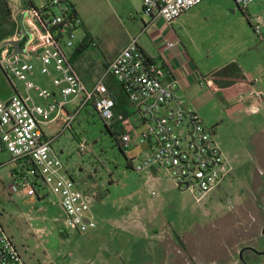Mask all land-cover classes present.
<instances>
[{"label": "rangeland", "instance_id": "374dc122", "mask_svg": "<svg viewBox=\"0 0 264 264\" xmlns=\"http://www.w3.org/2000/svg\"><path fill=\"white\" fill-rule=\"evenodd\" d=\"M6 2L0 0V13ZM32 2L41 5L40 0ZM210 2V12L184 35L185 42L188 46V41L212 42L211 54L233 56L238 64L246 60L254 82L263 85L264 0H255L245 12L261 20L262 37L241 20L233 0ZM73 3L83 22L75 31V43L88 30L94 43L88 49L92 58L107 57L136 37L144 49L151 45L150 29L140 35L149 21L141 0ZM243 46L250 49L241 54ZM5 80L0 70V90L6 87ZM45 80L37 69L30 78L55 90ZM12 82L23 91L21 81ZM201 97L187 103L213 129L214 141L232 168L226 182L230 191L203 204L178 190L163 169L155 170L154 179L148 178L151 171L136 172L135 157L145 145L125 153L90 106L79 116L77 137L71 131L62 133L54 147L80 188L90 194L95 229L84 233L64 229L62 212L51 196L8 195L4 182L11 165H5L7 153L0 152V218L26 264H264V254L251 251L264 252V107L250 113L223 95ZM56 130V123L45 128L47 133ZM79 141L85 142L83 153Z\"/></svg>", "mask_w": 264, "mask_h": 264}, {"label": "built area", "instance_id": "2783aa9c", "mask_svg": "<svg viewBox=\"0 0 264 264\" xmlns=\"http://www.w3.org/2000/svg\"><path fill=\"white\" fill-rule=\"evenodd\" d=\"M41 5L11 11L13 33L0 40V70L11 84L13 94L0 98V152L7 153L9 164L4 182L8 195L51 196L62 212L64 229L84 233L97 223L90 214V194L79 187L54 150L55 136L44 128L59 123L60 131H71L87 106H90L116 135L120 149L145 145V155L136 158V172L163 169L175 187L191 194L198 204L213 195L231 174L232 168L214 141V131L175 97L180 81L172 79L165 63L149 59L132 38L108 63L102 76L87 87L78 76L72 55L79 46L75 31L82 24L68 0H40ZM206 0H141L142 12L149 18L147 28L162 21L171 26L181 15ZM255 0H233L243 13ZM57 10V13L54 12ZM258 37H262L259 18L247 17ZM18 43L23 53L14 51ZM178 41L165 43L174 48ZM94 46V44H93ZM40 63V74L50 78L55 88L49 91L29 80L33 65ZM111 76L132 107V114L116 113L105 84ZM23 83V91L13 84ZM210 86L208 81H201ZM33 95L43 102L36 103ZM241 103L250 101L253 112L264 107V93L253 88L238 95ZM75 102L71 111L68 104ZM142 130L139 132V129ZM84 141H79L83 153ZM3 165V164H2ZM155 192L151 191V195ZM0 264H26L7 234L0 218Z\"/></svg>", "mask_w": 264, "mask_h": 264}, {"label": "crops", "instance_id": "0c3cea01", "mask_svg": "<svg viewBox=\"0 0 264 264\" xmlns=\"http://www.w3.org/2000/svg\"><path fill=\"white\" fill-rule=\"evenodd\" d=\"M68 1L73 5L79 16V13L77 11L75 4L73 3V0H68ZM7 5L11 11H20V9L23 8L22 0H7ZM211 6L212 5L210 0H206L202 2L201 4L193 7L192 9L181 15L178 19L174 21V23L171 26L165 25L162 21H157L155 24L147 28V30L150 29L149 34H147V39L151 45L147 49H144L139 44L138 45L149 59L157 63H165L170 71L171 78L180 81V86H178V88L175 90V97L182 100L183 103L189 109L191 108L187 103L188 101L196 102L197 100L202 98L201 96L203 95L210 96V98L212 99L214 98V96L222 97L223 95V98L226 101L236 103V105L241 106L242 109L250 113H256L253 112L249 107V104L251 103L250 101L241 103L238 99L239 93L242 91H247L248 88H253L255 90H259L262 92L264 91L263 90L264 84L260 86L259 84H256V82H254V80L252 79V77L255 76L249 70L247 61L243 59L238 64V62L234 61L233 56L231 57V56L211 54L210 51L214 48V43L212 42L208 44L202 43L200 45H197L192 43L191 41H188L189 43L188 46V44L184 40L186 39L184 35H186L191 30V28L195 25V23L202 21L204 19L205 15H207V13L210 12ZM224 12L226 14V10H224ZM248 16H249V12L247 13V16H244L242 14L240 18L241 20L246 22L247 27L249 29H252L247 18ZM147 30L145 33H148ZM84 33H85L84 38L78 42L79 46L77 47V49H75V51L79 52V54H77V56L75 57L73 61V65L82 82L87 87H91L102 76L109 61L126 45L122 46L120 49H116L111 55L107 57H105L104 54H101L102 58H97V57L92 58L91 56L88 55V49L90 47H94L93 46L94 43H91L90 40L92 36L86 29ZM167 41L169 42L178 41L179 44L174 48H167L165 45ZM249 49H250L249 47L243 46L239 53L243 54V52L248 51ZM30 62L33 65V71L32 74L29 75V80L34 75L36 69L37 72L40 74L39 61L35 58H32L30 59ZM231 63L237 64L243 75L242 79H225V77L219 74V71H221ZM205 80L210 83V86H207L205 82L203 83V85H199L201 81H205ZM262 80L263 78L260 79V83H262ZM4 82L6 87H3L2 90H0V98L6 100L13 94V90L11 88V84L7 81V79ZM45 83L47 87H50V85H52L49 77H47ZM105 84L108 88L111 97H113L115 100L117 98L120 99L119 94L121 88L120 89L118 88L119 85L114 81V79L111 76L106 77ZM205 88L207 91L204 90ZM46 89L52 91L48 88ZM33 100L36 103L43 102L41 99H38L37 97L35 98L34 95H33ZM217 100L220 101V99L218 98ZM124 102L126 103L127 105L126 107L129 110L128 115H131L132 107L129 101L127 100L126 96L124 97ZM68 105H70V108L67 106L66 110L71 111L75 105V102H72ZM115 112L119 113L116 110V108H115ZM81 122L82 119L79 117L77 123L74 124L71 130V133L74 134V136L76 137H77L76 127L79 126ZM52 123H56L57 130L52 131L51 133H47L45 131V128L48 126L47 125L44 128V132L48 136H55L53 148L57 152L54 146L58 141V138H60L58 136L68 131L61 132L59 123L57 122H52ZM110 132L112 133L111 130ZM135 147L137 146H131V148H135ZM144 155H145V150L137 154L135 158H141ZM147 175L148 178L151 179L152 176V178L154 179V176L156 175V171L155 170L151 171V173L147 172ZM227 179H229V177ZM227 179L221 186L220 193H227L230 191L226 184ZM215 195L217 194H213L209 196L208 199L211 200ZM131 216L134 215L132 214Z\"/></svg>", "mask_w": 264, "mask_h": 264}, {"label": "trees", "instance_id": "16d2710c", "mask_svg": "<svg viewBox=\"0 0 264 264\" xmlns=\"http://www.w3.org/2000/svg\"><path fill=\"white\" fill-rule=\"evenodd\" d=\"M34 3L32 0H22V7H28V6H33ZM244 16H247V14L243 13ZM15 29V23L11 18V10L9 9L7 2L3 3L2 8H1V13H0V40L6 38L7 36L11 35ZM79 54V52H74L72 55V62L74 61L75 57ZM219 74H221L225 79H242L243 75L237 66L236 63H231L221 71H219ZM118 87V86H117ZM120 89V87H118ZM122 91V90H121ZM120 91L119 98L116 100L112 97L113 104H114V109L123 114L124 116H128L129 110L127 109V105L124 102V93ZM106 129L108 132H110L109 128L105 125ZM111 133V132H110ZM255 255H261L264 254V252H255L254 250H251ZM242 255V253H241ZM243 264H246L243 262Z\"/></svg>", "mask_w": 264, "mask_h": 264}, {"label": "water", "instance_id": "95a60500", "mask_svg": "<svg viewBox=\"0 0 264 264\" xmlns=\"http://www.w3.org/2000/svg\"><path fill=\"white\" fill-rule=\"evenodd\" d=\"M13 45V47H14V51L16 52V53H23V51L20 49V46H19V44L18 43H13L12 44Z\"/></svg>", "mask_w": 264, "mask_h": 264}]
</instances>
